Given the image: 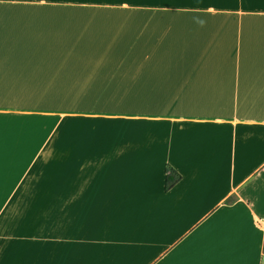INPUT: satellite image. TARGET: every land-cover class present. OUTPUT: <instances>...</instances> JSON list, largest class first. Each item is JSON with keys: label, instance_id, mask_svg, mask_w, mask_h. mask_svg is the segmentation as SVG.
Masks as SVG:
<instances>
[{"label": "crops", "instance_id": "0c3cea01", "mask_svg": "<svg viewBox=\"0 0 264 264\" xmlns=\"http://www.w3.org/2000/svg\"><path fill=\"white\" fill-rule=\"evenodd\" d=\"M0 194V264H264V0H0Z\"/></svg>", "mask_w": 264, "mask_h": 264}, {"label": "trees", "instance_id": "16d2710c", "mask_svg": "<svg viewBox=\"0 0 264 264\" xmlns=\"http://www.w3.org/2000/svg\"><path fill=\"white\" fill-rule=\"evenodd\" d=\"M181 179L182 176L179 173H177L174 169L169 168L166 178V190L169 191L172 189Z\"/></svg>", "mask_w": 264, "mask_h": 264}, {"label": "rangeland", "instance_id": "374dc122", "mask_svg": "<svg viewBox=\"0 0 264 264\" xmlns=\"http://www.w3.org/2000/svg\"><path fill=\"white\" fill-rule=\"evenodd\" d=\"M9 196V194H0V203H2L5 198H7ZM24 196L17 193L16 195H12V200H13V204H17L19 201L21 200H25V197L23 198ZM18 211V210H17Z\"/></svg>", "mask_w": 264, "mask_h": 264}, {"label": "built area", "instance_id": "2783aa9c", "mask_svg": "<svg viewBox=\"0 0 264 264\" xmlns=\"http://www.w3.org/2000/svg\"><path fill=\"white\" fill-rule=\"evenodd\" d=\"M257 223L261 227V229L264 231V223H263V221L262 220H258ZM262 254L264 256V239H263Z\"/></svg>", "mask_w": 264, "mask_h": 264}]
</instances>
